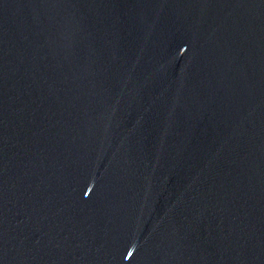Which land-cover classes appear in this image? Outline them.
Returning a JSON list of instances; mask_svg holds the SVG:
<instances>
[{"label":"water","instance_id":"95a60500","mask_svg":"<svg viewBox=\"0 0 264 264\" xmlns=\"http://www.w3.org/2000/svg\"><path fill=\"white\" fill-rule=\"evenodd\" d=\"M0 264H264V0H0Z\"/></svg>","mask_w":264,"mask_h":264}]
</instances>
